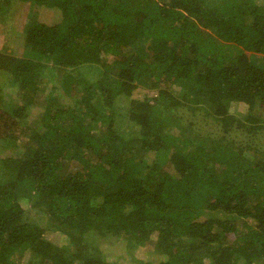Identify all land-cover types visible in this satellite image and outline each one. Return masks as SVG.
<instances>
[{"label": "trees", "instance_id": "obj_1", "mask_svg": "<svg viewBox=\"0 0 264 264\" xmlns=\"http://www.w3.org/2000/svg\"><path fill=\"white\" fill-rule=\"evenodd\" d=\"M18 1L22 55L0 34V264H264V0L0 13Z\"/></svg>", "mask_w": 264, "mask_h": 264}, {"label": "rangeland", "instance_id": "obj_2", "mask_svg": "<svg viewBox=\"0 0 264 264\" xmlns=\"http://www.w3.org/2000/svg\"><path fill=\"white\" fill-rule=\"evenodd\" d=\"M24 3L22 2H12L8 7L9 13L7 10H4L0 13V34L4 32V35L6 36V43L8 44V50L6 51H14V53H18V55H22L23 50H24V27H25V22L28 21V14L33 11V6L31 4L26 3L24 7ZM24 9V10H23ZM36 16L38 19L42 22L45 23H51L53 22L56 18L60 17V11L58 9H53L50 7H36ZM29 14V16H30ZM30 19V18H29ZM0 48H2V43L0 44ZM55 78V77H54ZM49 79V82H47L45 85L47 88H49L51 85L54 86L58 84L57 79ZM5 76L0 74V87L3 86L5 82ZM50 85V86H49ZM6 99L8 98L7 96L5 97ZM39 99L43 98V94H39ZM230 109L232 111H236L239 113H244L246 111V106H243L242 104H233ZM42 112V108H40L39 105H33L30 110V118L29 121H35L40 113ZM152 157H150V160ZM24 208H25V213L23 215L24 220L28 221L29 219H35L36 222H41V217L42 219L44 218V215L42 213L38 212L36 208L32 209L29 205L28 202H24ZM45 235L53 240L54 242L58 243L59 245H68L70 246V251L74 249L77 244L71 245L70 244V239L67 235L60 233V231H46ZM109 249V254H112L115 252L114 248L108 247ZM69 252V251H68ZM153 254V253H152ZM155 254V255H154ZM152 257L149 259L151 260L150 264H159L160 261H162L163 258H160L159 254L154 253ZM124 255V252H123ZM157 255V256H156ZM125 257V256H124ZM79 263V260L76 261ZM132 264H136L137 261L132 260Z\"/></svg>", "mask_w": 264, "mask_h": 264}]
</instances>
